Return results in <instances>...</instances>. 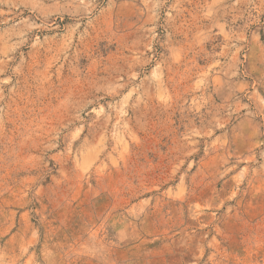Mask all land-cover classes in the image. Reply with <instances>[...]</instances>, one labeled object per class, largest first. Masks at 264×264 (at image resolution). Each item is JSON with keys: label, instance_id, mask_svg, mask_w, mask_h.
Returning <instances> with one entry per match:
<instances>
[{"label": "rangeland", "instance_id": "rangeland-1", "mask_svg": "<svg viewBox=\"0 0 264 264\" xmlns=\"http://www.w3.org/2000/svg\"><path fill=\"white\" fill-rule=\"evenodd\" d=\"M0 264H264V0H0Z\"/></svg>", "mask_w": 264, "mask_h": 264}]
</instances>
